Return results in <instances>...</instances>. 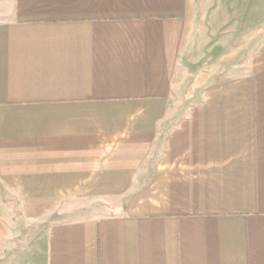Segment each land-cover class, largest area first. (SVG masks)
<instances>
[{
  "label": "crops",
  "instance_id": "crops-1",
  "mask_svg": "<svg viewBox=\"0 0 264 264\" xmlns=\"http://www.w3.org/2000/svg\"><path fill=\"white\" fill-rule=\"evenodd\" d=\"M215 8L261 34L264 0ZM194 11L0 0V264H264V36L178 113Z\"/></svg>",
  "mask_w": 264,
  "mask_h": 264
},
{
  "label": "rangeland",
  "instance_id": "rangeland-1",
  "mask_svg": "<svg viewBox=\"0 0 264 264\" xmlns=\"http://www.w3.org/2000/svg\"><path fill=\"white\" fill-rule=\"evenodd\" d=\"M218 1L194 0L195 11L189 34L187 61L174 79L173 100L178 113L185 114L188 107L197 102L207 88L226 79L228 71L242 63L244 51L256 46L264 36V11L258 12L259 17L252 19L249 27L252 32L258 31L261 34L255 40L246 42V26L226 25L223 23L224 19L218 20L220 10L215 8ZM222 14L223 18L228 16L227 11H222ZM19 204L12 205L13 219L17 225L20 224L14 232V243L28 237L36 225V222L24 219L19 214ZM75 207L67 217L79 218L102 208L101 203L88 201L75 203ZM13 225L15 224L11 222V227Z\"/></svg>",
  "mask_w": 264,
  "mask_h": 264
}]
</instances>
